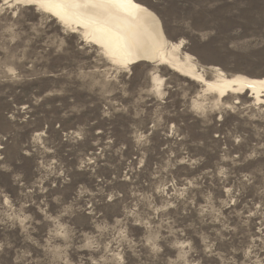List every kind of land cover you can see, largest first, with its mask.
Listing matches in <instances>:
<instances>
[{
  "label": "rangeland",
  "instance_id": "rangeland-1",
  "mask_svg": "<svg viewBox=\"0 0 264 264\" xmlns=\"http://www.w3.org/2000/svg\"><path fill=\"white\" fill-rule=\"evenodd\" d=\"M133 1L205 80L264 79V0ZM0 264H264V104L0 0Z\"/></svg>",
  "mask_w": 264,
  "mask_h": 264
},
{
  "label": "bare ground",
  "instance_id": "bare-ground-1",
  "mask_svg": "<svg viewBox=\"0 0 264 264\" xmlns=\"http://www.w3.org/2000/svg\"><path fill=\"white\" fill-rule=\"evenodd\" d=\"M15 1L34 6L61 26L80 32L111 64L129 67L144 61L163 65L219 96L247 91L256 102L264 104V79L228 78L217 72L213 80H205L190 62V56H181V42H169L154 13L133 0Z\"/></svg>",
  "mask_w": 264,
  "mask_h": 264
}]
</instances>
